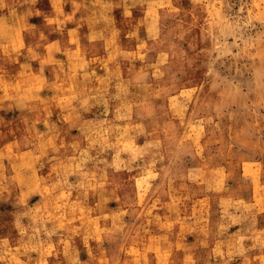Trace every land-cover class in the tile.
Returning a JSON list of instances; mask_svg holds the SVG:
<instances>
[{"label": "rangeland", "instance_id": "obj_1", "mask_svg": "<svg viewBox=\"0 0 264 264\" xmlns=\"http://www.w3.org/2000/svg\"><path fill=\"white\" fill-rule=\"evenodd\" d=\"M137 1L0 0V264H264V0Z\"/></svg>", "mask_w": 264, "mask_h": 264}, {"label": "bare ground", "instance_id": "obj_2", "mask_svg": "<svg viewBox=\"0 0 264 264\" xmlns=\"http://www.w3.org/2000/svg\"><path fill=\"white\" fill-rule=\"evenodd\" d=\"M139 1V0H138ZM138 1H137V3H138ZM141 3V2H140ZM141 7V6H140ZM140 9V8H139ZM126 10V9H125ZM130 10V9H129ZM127 13V12H126ZM129 13V12H128ZM108 21V20H107ZM106 25V24H105ZM71 29V28H70ZM116 29V28H115ZM108 32V31H107ZM113 32V31H112ZM75 33V32H74ZM113 35H114V33H113ZM115 36V35H114ZM117 36V35H116ZM127 64V63H126ZM122 84H123V82H122ZM125 84V83H124ZM126 85V84H125ZM77 119V118H76ZM121 121V120H120ZM116 123V122H115ZM130 125V124H129ZM121 129V128H120Z\"/></svg>", "mask_w": 264, "mask_h": 264}]
</instances>
